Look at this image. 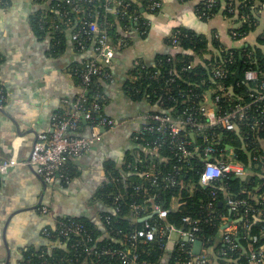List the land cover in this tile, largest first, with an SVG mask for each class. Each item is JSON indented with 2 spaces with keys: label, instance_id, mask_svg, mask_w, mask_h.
Returning a JSON list of instances; mask_svg holds the SVG:
<instances>
[{
  "label": "trees",
  "instance_id": "obj_1",
  "mask_svg": "<svg viewBox=\"0 0 264 264\" xmlns=\"http://www.w3.org/2000/svg\"><path fill=\"white\" fill-rule=\"evenodd\" d=\"M152 1L154 0H143L141 11L137 1L127 0V8L119 6L118 13L106 16L102 6L79 2V5H87L88 11L72 13L71 22L67 23L58 16V12L70 9L71 5L63 0H44L39 4L49 2L50 9L39 7L34 17V26L40 33L50 32L54 49L60 50L67 42V33L71 36L76 30L82 31V20L92 19L88 16L90 12L98 15L99 22H109L108 33L116 42L122 38V30L143 25L142 23L148 20L147 14L157 15L160 12L159 8H150ZM237 1H242L246 6L240 8ZM263 2L264 0H215L209 6L207 0H199L195 4V12L205 21L223 8L222 13L225 16L231 18L236 15L240 20L234 26V31L237 37L244 38L259 25L249 5L260 6ZM9 5L10 1L5 7ZM235 8L238 12L231 13ZM174 30L182 33L178 46L175 47L177 49L156 55L152 66L140 62L132 72L133 75L137 72L142 75L127 83V93L136 100H147L152 107L149 110L153 113H168L173 117H182L183 113L188 111L195 113L202 96L215 87L217 81L212 77V68L223 62V59L227 60L226 63L223 62V67L228 72L223 84L233 86L239 93L247 94L248 87H253L254 84L244 80L245 70L252 68L259 74H264V28L258 33L254 45L247 44L240 48H226L213 35L211 45L215 47V52H212L209 59L203 57L208 52L207 37L183 27ZM80 36L86 38L85 50H80L74 44L76 50L83 53L94 45L96 38L88 33H81ZM248 50L253 53L251 62L244 57ZM87 60L84 58L71 68L73 79L81 88V73L85 70ZM188 65L190 67L185 68ZM108 72L111 73L110 68ZM102 82L100 78L93 77L83 96L86 99L85 106H88L95 101V95L99 94L101 114L107 115L104 111L105 93ZM82 123L83 121L80 122L81 127ZM250 123L242 122L237 131L222 132L217 128H208L206 133L210 135L209 141L216 147L215 156L221 159V156L231 154L236 162L243 165L246 177L226 174L205 186L198 183V174L202 170L204 158L194 156L180 162L175 146L167 143L166 134L144 133L140 127L138 133L134 134L136 157H129L120 171L113 165L108 167L110 183L103 186L96 195L103 206L97 214L98 219L77 216L58 218L63 222L75 221L83 225L82 235L50 237L51 240H59L62 246H56L50 253L43 250L30 254L28 259L32 264H123L118 253L122 251L127 257H134L136 264H152L163 253L165 238L170 232L165 228L166 225L186 229L189 225L183 222V218L190 216L200 220L201 231L198 235L206 253L213 258L210 264H252L249 259L250 246L256 249L264 246V124L251 129ZM183 134L191 145L204 146L203 139L196 134L192 135L189 129ZM157 139L163 141L159 147L160 158H148L143 152L146 142L151 143ZM74 159L69 158L65 165L69 178L73 176ZM142 171L146 172L145 176L140 175ZM165 176H173L183 184L171 185L163 180ZM174 198L180 202L177 209L171 208ZM228 198L241 202L236 211L226 204ZM154 206L164 209L166 216L159 217ZM145 216L148 218L139 221V218ZM223 217L233 219L237 225L236 232L231 235V249L221 239L222 226L225 223ZM145 221L164 228V235H156L151 241L139 239L133 242L129 238L130 234L140 229ZM50 227L48 228L51 231L55 229ZM253 236L257 237L256 241L251 240L250 237ZM181 242L192 249V241L183 239ZM221 251H226V255L222 256ZM185 259L186 253L179 244L173 251L172 263L186 264Z\"/></svg>",
  "mask_w": 264,
  "mask_h": 264
},
{
  "label": "crops",
  "instance_id": "obj_2",
  "mask_svg": "<svg viewBox=\"0 0 264 264\" xmlns=\"http://www.w3.org/2000/svg\"><path fill=\"white\" fill-rule=\"evenodd\" d=\"M9 1L8 7L0 5V81L5 93L0 104V160L15 154L25 163L0 174V264H32L28 255L43 250L50 253L62 246L45 233L49 226L55 228L58 218L98 219L103 206L96 195L110 183L108 167L113 165L120 171L129 157H136L134 134L142 125L141 115L152 107L147 100H136L127 93L134 67L140 62L152 66L156 55L175 51L170 35L177 27L207 37L208 52L203 55L206 59L215 52L211 45L213 35L227 48L254 45L264 28V2L257 4V29L242 39L231 38L230 28L235 22L222 13L223 8L208 20L201 19L195 12L199 0H162L157 15L147 14L143 25L135 23L137 26L122 30V38L116 40L111 79H101L104 111L118 125L72 161V177L47 184L35 167L27 163L30 150L37 134L51 127L53 116L72 111L82 88L70 71L82 59L95 57L94 45L79 53L67 33L64 48L54 49L51 33H40L34 26L39 7L50 9V3ZM126 1L120 0L122 4H128ZM131 1H137L143 10V0ZM77 134H89L86 121L82 127L79 125ZM179 205L174 198L171 208L177 209ZM44 207L51 213H43ZM183 239L177 231L169 232L162 255L152 264H173V251Z\"/></svg>",
  "mask_w": 264,
  "mask_h": 264
},
{
  "label": "built area",
  "instance_id": "obj_3",
  "mask_svg": "<svg viewBox=\"0 0 264 264\" xmlns=\"http://www.w3.org/2000/svg\"><path fill=\"white\" fill-rule=\"evenodd\" d=\"M36 2L44 0H34ZM65 3L71 5V8L65 11H59L58 16L65 19L67 23L71 22L72 13H80L88 11L87 5H79L82 3H94L95 6H102L104 16L118 13V7L127 8L128 4H122L120 0H63ZM208 5L211 6L215 0H207ZM9 0H0L2 7L7 6ZM239 7L246 6L242 1H237ZM161 3L157 0L152 1L151 9H160ZM251 10L256 13L257 5H249ZM230 10V9H229ZM238 9H232L231 13L236 14ZM91 20H82V31L76 30L71 33L72 41L79 47L80 50L86 48V38H81V33H88L95 35L94 52L95 57L87 60L85 70L81 73L82 93L77 96L74 101L72 111L66 115L53 116V122L49 129H46L39 134L32 145V148L27 159V163L33 165L41 177L47 183L52 184L54 181L63 179L68 180L69 177L65 171V165L68 163L69 158H77L86 153L95 143L101 140L104 133L110 132L115 129L118 122L113 118L101 114L102 106L99 103V94L95 95V101L85 106L86 99L83 92L91 84L93 77H98L103 80H110L111 74L108 69L113 64L115 59V52L117 42H114L108 33L109 22L107 20L98 21L97 14L89 12ZM231 21L238 24L237 16L228 17ZM245 20V19H244ZM242 21V20H241ZM234 26L230 28V36L232 39H242L237 37ZM56 27V26H55ZM182 35L180 31L173 30L170 35L172 46H178L179 37ZM123 42V40H121ZM247 45V44H245ZM243 47V46H241ZM227 48V47H226ZM229 48V47H228ZM240 48V47H239ZM245 59L252 61L253 53L248 50L244 54ZM226 63L227 60L223 59ZM223 62L212 68V77L216 80V85L209 89L205 95L202 96L195 113L188 111L183 113L182 117H173L168 113H153L151 110L144 112L141 115L142 125L141 129L145 132H157L166 134L168 139L167 143L172 144L176 148L178 161H185L190 157H201L204 161L202 170L198 174V183L200 185H208L212 181L226 175L233 174L237 177H246V171L242 164L236 162L232 155L215 156L216 147L214 143L209 141L210 135L206 132L208 128H217L219 131H237L239 124L242 122H251L249 127L256 129L264 124V74L255 69L248 68L244 73V80L247 83H254L253 87L249 86V92L239 93L233 86H225L223 84L224 78L227 77V70L223 67ZM190 65L185 68H189ZM73 76V72L70 71ZM142 75L137 72L133 75L132 79H138ZM249 99L247 100V98ZM5 100L4 87L0 81V104ZM256 111V112H255ZM81 121H86L89 128L88 135L77 134ZM103 129V132L101 131ZM187 129L191 134L200 136L204 141V146L191 145L186 139L183 132ZM142 139V137H140ZM162 139L146 142L143 149L144 155L159 156V147H161ZM15 154L0 160V174L6 173L10 168L24 164ZM150 167V166H149ZM140 175L145 176L146 172L142 171ZM164 181L167 183L183 184L181 180H175L173 176H165ZM153 183L155 179L153 178ZM117 199V198H116ZM240 201H235L230 198L227 199L226 204L231 210L236 211ZM211 206V203L209 204ZM138 208L137 205H134ZM159 214V217L164 218L166 211L157 206L153 207ZM43 213L50 214L51 211L44 207L41 210ZM198 218H191L190 216L184 217L183 222L189 225L188 228H176L173 225H166L168 231H177L181 238L188 241L199 239L198 233L201 231ZM225 223L222 226L221 239L229 249L233 248L231 235L236 232L237 225L233 219L223 217ZM83 225L75 221L63 222L62 219L56 221L54 230L46 229L47 236L55 235L58 237L80 236L82 235ZM164 228L157 227L147 221L140 229L133 231L130 234V239L135 242L139 239L144 241H151L156 235H164ZM252 241H256L257 237H250ZM203 243V242H202ZM180 248L186 253V264H210L213 260L209 254L206 253L204 246L199 254L193 253V250L183 242H180ZM106 252V251H105ZM114 253L115 251H109ZM121 256L123 264H136L134 257H127L122 251L118 252ZM221 255L225 256L226 251H221ZM249 259L252 264H264V246L260 248H249Z\"/></svg>",
  "mask_w": 264,
  "mask_h": 264
},
{
  "label": "water",
  "instance_id": "obj_4",
  "mask_svg": "<svg viewBox=\"0 0 264 264\" xmlns=\"http://www.w3.org/2000/svg\"><path fill=\"white\" fill-rule=\"evenodd\" d=\"M101 131L103 132V129ZM147 218L148 217L142 218V219H140V221H144ZM202 247H203V243H202V241L200 239H196V240L193 241V243H192L193 253L199 254L201 252Z\"/></svg>",
  "mask_w": 264,
  "mask_h": 264
},
{
  "label": "flooded vegetation",
  "instance_id": "obj_5",
  "mask_svg": "<svg viewBox=\"0 0 264 264\" xmlns=\"http://www.w3.org/2000/svg\"><path fill=\"white\" fill-rule=\"evenodd\" d=\"M38 4H39V3H38ZM49 210H50V209H49ZM57 220H58V219H57ZM57 220H56V221H57ZM49 230H50V229H49ZM53 236H55V235H51V236H48V237L50 238V237H53ZM55 237H56V236H55ZM57 238H59V237H57ZM56 241H57V240H56ZM56 243H57V244H58V243L61 244V242H60L59 240H58Z\"/></svg>",
  "mask_w": 264,
  "mask_h": 264
}]
</instances>
